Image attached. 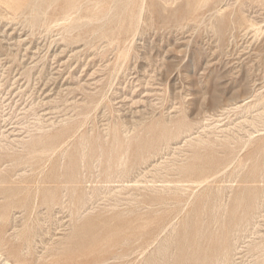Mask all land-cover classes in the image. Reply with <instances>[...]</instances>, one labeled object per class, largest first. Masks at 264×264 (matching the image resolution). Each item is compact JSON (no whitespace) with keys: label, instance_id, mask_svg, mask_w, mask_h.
<instances>
[{"label":"rangeland","instance_id":"374dc122","mask_svg":"<svg viewBox=\"0 0 264 264\" xmlns=\"http://www.w3.org/2000/svg\"><path fill=\"white\" fill-rule=\"evenodd\" d=\"M3 177L0 264H264V0H0Z\"/></svg>","mask_w":264,"mask_h":264},{"label":"bare ground","instance_id":"6f19581e","mask_svg":"<svg viewBox=\"0 0 264 264\" xmlns=\"http://www.w3.org/2000/svg\"><path fill=\"white\" fill-rule=\"evenodd\" d=\"M5 1V0H4ZM2 2V1H1ZM9 2V1H8ZM4 3V2H3ZM2 3V4H3ZM128 3V2H127ZM8 4V3H7ZM102 4V3H101ZM4 5V4H3ZM129 5V4H128ZM6 7H7V5H5ZM4 7V6H3ZM95 7V6H94ZM8 8V7H7ZM10 8V7H9ZM110 10V9H109ZM112 10V9H111ZM110 10V11H111ZM109 11V12H110ZM131 14V13H130ZM108 16V15H107ZM137 16V15H136ZM70 17V16H69ZM67 20H68V17L66 18ZM64 21H65V19H64ZM62 22H63V20H62ZM255 25V24H254ZM53 26H54V24H53ZM252 26V25H251ZM126 55H127V53H126ZM125 58V57H124ZM125 61V60H124ZM114 134V133H113ZM40 139V138H39ZM57 141H51V142H43L42 143V146H41V152L43 153H45L46 154V152H48V151H50V150H52L54 147H55V145L59 142V139H61V138H55ZM115 139H117V138H115ZM38 141V140H37ZM116 141V140H115ZM40 142V141H39ZM117 142V141H116ZM33 146V145H32ZM31 146V147H32ZM83 147V146H82ZM81 147V148H82ZM119 148H121V150H122V148L124 149V146H123V144L122 143H120L119 144V146H118ZM111 148V147H110ZM37 149V148H36ZM142 149V148H141ZM39 150V149H38ZM38 150H36V151H38ZM66 150V149H65ZM53 151H54V149H53ZM40 152V154H42ZM51 152V151H50ZM83 152V151H82ZM110 152V151H109ZM43 153V155H45ZM127 153V152H126ZM33 154V153H32ZM38 155H39V153H37ZM34 155V154H33ZM118 155H119V153H118ZM28 156H29V154H28ZM126 156H127V154H126ZM7 157H9V156H7ZM50 157V156H49ZM118 157V156H117ZM123 157H125V153L124 152H122V154L121 155H119V158H123ZM40 158V157H39ZM37 159V158H36ZM23 160V159H22ZM23 162V161H22ZM124 164L126 163V161H124L123 162ZM12 164V163H11ZM43 164V163H42ZM66 164V163H65ZM68 165H70L69 163H67ZM38 165V164H37ZM53 165H55V164H53ZM119 166H120V163L118 164ZM111 166V165H110ZM123 166H125V165H123ZM31 167V166H30ZM36 167H38V166H36ZM35 167V169H37ZM55 167V166H54ZM65 168V167H64ZM108 168H109V166H108ZM123 168V167H122ZM18 169V168H17ZM65 169H67V168H65ZM111 169V168H110ZM109 169V170H110ZM10 171V170H9ZM17 171V170H16ZM16 171H15V173H16ZM24 171V170H23ZM46 171V170H45ZM47 172V171H46ZM80 172H78V174H79ZM15 175V174H14ZM57 175V174H56ZM55 175V176H56ZM62 175H63V173H60V174H58V176L59 177H62ZM8 177V176H7ZM14 177V176H13ZM43 177V176H42ZM24 178V177H23ZM77 179V178H76ZM79 179V178H78ZM42 180H43V178H42ZM27 181V180H26ZM37 181V180H36ZM7 182V179H6V177H3V178H1L0 179V183L3 185V184H5ZM44 182V181H43ZM55 183H56V181H55ZM64 183V182H63ZM79 183V182H78ZM58 184V183H57ZM61 184V183H60ZM6 185H7V183H6ZM73 186V185H72ZM49 188V187H48ZM64 188H66V185H65V187ZM63 188V190H66V189H64ZM76 188V187H75ZM40 189V188H39ZM38 190V189H37ZM36 190V191H37ZM60 190V189H59ZM20 192H21V190H19ZM29 191V190H28ZM27 191V192H28ZM68 192V191H67ZM29 193H31V192H29ZM37 193V192H36ZM36 193H34V194H36ZM47 193H48V191H47ZM47 193H45V194H47ZM61 193V192H60ZM68 194V193H67ZM74 194V193H73ZM26 195V194H25ZM24 195V196H25ZM31 195H32V193H31ZM38 195V194H37ZM48 195V194H47ZM46 195V196H47ZM44 196V195H43ZM46 196H44V197H46ZM51 196V195H50ZM63 196H65V195H63ZM73 197V196H72ZM30 198H32V197H30ZM47 198V197H46ZM36 199V198H35ZM34 199V200H35ZM74 200H73V202L75 203V206H76V208H79V204L81 203V200H80V198L78 197V196H75V198H73ZM21 200V199H20ZM28 200H29V198H28ZM31 201L30 202H32V199H30ZM71 200V199H70ZM22 201V200H21ZM24 201V200H23ZM27 201V200H26ZM25 201V202H26ZM45 201H46V199H45ZM236 201V200H235ZM44 202V201H43ZM82 202H84V201H82ZM27 203V202H26ZM29 203V202H28ZM28 203L26 204V205H28ZM56 204H59V202H58V199L56 198V196H51V197H49L48 198V200L46 201V205H47V207H50V206H54V205H56ZM41 205V204H40ZM235 205V204H234ZM43 206H44V204H43ZM81 206H82V204H81ZM80 206V207H81ZM233 206V205H232ZM7 207V206H6ZM22 207V206H21ZM47 207H46V209H47ZM73 207V206H72ZM27 208H29L28 206H27ZM75 208V209H76ZM83 208V207H82ZM8 209V208H7ZM26 209V208H25ZM30 209V208H29ZM53 209V208H52ZM81 209V208H80ZM235 210V209H234ZM1 211H3V210H1ZM7 211V210H6ZM243 212V211H242ZM76 213H78V212H76ZM236 213V212H235ZM4 216H6L5 214H3L2 216H0V218L1 217H4ZM233 217V216H232ZM242 217V216H241ZM5 218L6 217H4V219L3 220H5ZM8 218V220L10 219L9 218V216L7 217ZM245 218V217H244ZM242 220V219H241ZM0 221H2V220H0ZM238 223V222H237ZM223 225V224H222ZM24 233V232H23ZM21 235V234H20ZM28 235V234H27ZM26 236V235H25ZM29 236V235H28ZM28 241V240H27ZM224 258V257H223ZM4 259V258H3ZM221 259V258H220ZM5 260V259H4ZM4 260H1V261H4ZM220 261V260H219ZM6 262V261H5ZM218 262V261H217ZM3 263V262H2ZM9 263V262H8Z\"/></svg>","mask_w":264,"mask_h":264}]
</instances>
